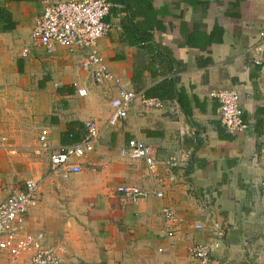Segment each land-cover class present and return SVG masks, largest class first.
<instances>
[{"label":"crops","instance_id":"crops-1","mask_svg":"<svg viewBox=\"0 0 264 264\" xmlns=\"http://www.w3.org/2000/svg\"><path fill=\"white\" fill-rule=\"evenodd\" d=\"M110 1L111 30L98 49L119 83L137 93L115 125L120 85L95 82L84 51L58 46L49 54L34 45L40 0H0V202L27 179L40 181L25 229L44 232L70 260L201 264L192 248L221 235L212 264H264V63H255L264 52L254 50L264 0H154L159 27L145 42L137 28L144 18ZM167 79H176L175 93H187L190 116L178 99L157 95ZM226 88L239 91L251 124L237 134L220 118L215 94ZM143 96L165 106L148 108ZM92 121L103 133L81 159L82 172L53 173L51 151L80 142ZM43 136L49 150L40 148ZM131 139L155 152L154 170L130 156ZM123 184L165 196L134 203L117 192ZM165 205L179 217L174 237L165 233Z\"/></svg>","mask_w":264,"mask_h":264},{"label":"built area","instance_id":"built-area-1","mask_svg":"<svg viewBox=\"0 0 264 264\" xmlns=\"http://www.w3.org/2000/svg\"><path fill=\"white\" fill-rule=\"evenodd\" d=\"M43 5L42 13L36 18L33 27V41L37 47H43L49 54L56 52L62 46L74 53L84 51L87 56L84 67L92 72L95 82L114 80L120 85L119 95L112 100L113 111L109 124L115 125L126 119L129 107L137 97V93L127 90L119 83L110 70L106 59L98 49V42L111 30V23L106 18L110 14L113 3L110 0H40ZM257 53L264 52V30L260 32V40L254 47ZM25 52H28L26 49ZM255 63L262 65L263 59L256 58ZM87 89L79 91L87 95ZM215 97L219 102V113L224 128L230 133L237 134L246 130L249 122L245 120L241 106V96L237 89L226 88L219 90ZM148 108H163L165 101L160 98L143 96ZM103 133L95 121L86 125L82 140L60 150L51 151V171L82 172L81 159L95 150L96 142ZM40 148L49 150V140L43 136ZM129 154L134 158L144 159L149 168H156L155 152L150 146L139 139L129 141ZM41 192V183L33 178L27 179L23 186L15 189L0 202V264H88L80 260H70L66 249L49 244L47 236L42 231L31 232L25 229L24 220L36 205ZM117 192L134 203L152 196L164 198L161 191L149 188L123 184ZM165 223L168 225L166 234L175 236V228L179 217L170 206L162 209ZM203 229V225H197ZM220 235L215 241L199 242L191 251V256L201 264H212V258L221 246Z\"/></svg>","mask_w":264,"mask_h":264},{"label":"trees","instance_id":"trees-1","mask_svg":"<svg viewBox=\"0 0 264 264\" xmlns=\"http://www.w3.org/2000/svg\"><path fill=\"white\" fill-rule=\"evenodd\" d=\"M120 1V0H119ZM154 0H121L125 3L131 12V17H143L144 20L138 22V34L141 42H145L152 38V30L159 27L158 11L153 6ZM140 42V43H141ZM176 79H167L158 85L157 88L163 90V93H157L162 99H178L183 106L187 115L190 116V101L185 90L175 93L172 90ZM161 92V91H160ZM148 95V94H147Z\"/></svg>","mask_w":264,"mask_h":264},{"label":"rangeland","instance_id":"rangeland-1","mask_svg":"<svg viewBox=\"0 0 264 264\" xmlns=\"http://www.w3.org/2000/svg\"><path fill=\"white\" fill-rule=\"evenodd\" d=\"M88 203L90 204V200L88 201ZM93 216H95V214H93Z\"/></svg>","mask_w":264,"mask_h":264}]
</instances>
